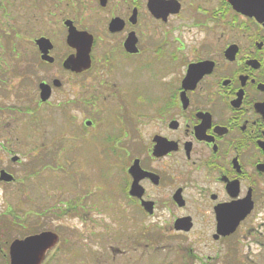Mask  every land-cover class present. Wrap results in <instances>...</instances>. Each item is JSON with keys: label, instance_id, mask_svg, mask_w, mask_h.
<instances>
[{"label": "flooded vegetation", "instance_id": "obj_1", "mask_svg": "<svg viewBox=\"0 0 264 264\" xmlns=\"http://www.w3.org/2000/svg\"><path fill=\"white\" fill-rule=\"evenodd\" d=\"M70 58L75 67L65 66ZM44 72L55 78L38 83V102L13 103L22 96L15 77L29 84ZM66 79L77 90L63 101ZM40 85L49 87L45 102ZM34 105L45 116L46 106L60 110L79 146L91 139L94 164L80 167L89 176L80 190L72 182L76 197L65 203L38 201L19 219L7 207L15 218L0 217L2 264H12L14 242L53 234L46 264L60 230L76 231L63 224L68 212L83 214L89 202L110 213L112 243L164 253L159 264H264V0H0L2 132L20 125L28 134L33 125L19 114ZM36 137L14 139L29 147L26 164L1 137V188L23 184L12 169L32 175L59 165ZM27 215L33 233L8 240ZM52 218L59 231L49 229ZM118 247L110 249L123 253Z\"/></svg>", "mask_w": 264, "mask_h": 264}, {"label": "rangeland", "instance_id": "obj_2", "mask_svg": "<svg viewBox=\"0 0 264 264\" xmlns=\"http://www.w3.org/2000/svg\"><path fill=\"white\" fill-rule=\"evenodd\" d=\"M56 33L60 34V31H57ZM2 42L3 38H1V43ZM25 67L26 65L22 64L19 67L18 74L15 72L14 74L18 76L21 73H25ZM16 78L17 77H15L13 82V87L15 85L16 88L14 90H19L22 96L20 95V98L14 97L12 101L17 105L26 106L33 101L36 103L38 102V83L40 81L50 82L55 77H53L52 72L40 73L38 74V77L34 78V82H30L29 84L24 81L18 83L17 81L19 80ZM57 79L61 81L63 79L62 74H59ZM66 80L68 86L65 85L66 89L63 90V101L65 100L66 92H70L71 90L74 92L77 90L76 79ZM28 94L30 97H27ZM13 96H15V94ZM30 98H32L33 101L30 100ZM26 99H29V101ZM59 101H61V91L58 89L55 91L51 99L52 107L56 108V104ZM16 104H13V107L17 106ZM34 106L35 108L26 107L25 112L19 114L21 117L23 115L27 116L31 125H33V128H31V126L27 124L32 134L30 132L26 134L27 131L25 126L22 127V132H20V125L14 126L12 130L9 126L4 132H2V127L0 126V144H2L1 137L9 139V148L11 146V149H13L17 155L21 156L23 164L27 159L26 155H29V147L27 146L24 149L19 147L21 142H15V137H23L22 139H26L28 143V138L39 136L36 137L39 142L43 141L42 144L52 147V158L53 160H57L59 165H57L55 170H37L32 175L28 174V172L25 173L22 166L14 170L12 169L15 178L19 181H23V184L19 183L13 187H0V217L5 215L3 219L6 220L15 218L12 217L14 215H12L11 212H7V207H12V211L16 213V216L19 219L21 215H25V213L28 214L27 211H30V208L36 209L38 201L46 203V205H38L39 207L40 205H43L44 208L48 206L49 202L50 204H56L60 201L65 203V201H69L70 198L76 197V192L73 191L71 186L72 182L77 189L79 188L80 190L82 188L81 186L84 185V182H82L81 179L83 180V177L86 176L85 173H87L86 171L85 173H81L80 167L90 169L94 164V158L90 152L91 139H89V141L84 140L79 146L77 133L73 132L72 125L64 119L61 126L60 110L50 108V111L46 109L49 108L46 106L43 111H45V113L48 112L49 116H45L41 113L42 111L40 112L38 110V106ZM78 121L80 120L77 116L76 121H74L75 128H78L76 125L78 124ZM61 127H63V137H61ZM47 133H49L51 138L48 137L43 139L42 137ZM101 138L102 137H94L93 140L100 141ZM31 154L32 153H30V155ZM33 182L36 184H33ZM3 191L7 194H4ZM64 192L68 193V198L63 197ZM33 199L35 200L34 203L36 205H33ZM84 207L85 210L83 214L78 212L75 216L72 215L73 211L68 212L69 215L67 216V220H63V224H67L69 227H75L76 231H71L69 229H66L65 231H63V229L60 230V244L58 248L53 249L46 255L44 260L47 261L46 264H159V259L164 256V253L161 254L160 252L153 254L150 251L144 253L142 252V249L125 250L121 248L124 239H121V243L118 241L115 244L112 243L115 236L113 233L116 230V228H114L115 223L110 217V213L105 210L102 205L95 206V208L99 207V209H93V211L90 209V202L85 203ZM33 220H35L34 217L27 215L22 223L25 229L18 226L13 227L12 232H6L5 236H7L8 240L13 238L22 239V237L33 233L35 230L32 226ZM48 227L52 231H59L60 222L58 219L52 218ZM95 231H99V234L92 238ZM63 238L66 240V243ZM118 244V248L123 250V253H115L111 251L110 246ZM2 262L1 259L0 263L2 264Z\"/></svg>", "mask_w": 264, "mask_h": 264}, {"label": "water", "instance_id": "obj_3", "mask_svg": "<svg viewBox=\"0 0 264 264\" xmlns=\"http://www.w3.org/2000/svg\"><path fill=\"white\" fill-rule=\"evenodd\" d=\"M235 5L239 3L235 2ZM76 36L72 30L68 31L67 42L72 46L76 47L75 44ZM81 56V51H80ZM66 67L76 66V58L68 59ZM50 95L49 87L46 85H40V97L41 101L45 102L48 100ZM10 178L8 179V181ZM56 242V237L53 234H42L36 237L27 238L23 241L14 242L9 250L12 264H39L43 254L46 250L52 247Z\"/></svg>", "mask_w": 264, "mask_h": 264}]
</instances>
